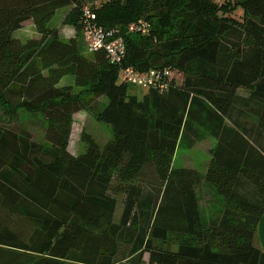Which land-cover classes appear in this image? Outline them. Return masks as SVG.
<instances>
[{
  "label": "trees",
  "instance_id": "16d2710c",
  "mask_svg": "<svg viewBox=\"0 0 264 264\" xmlns=\"http://www.w3.org/2000/svg\"><path fill=\"white\" fill-rule=\"evenodd\" d=\"M73 3H0V264H144L145 254L147 264H264L254 245L264 213V0L102 2L96 20L120 26L122 66L173 73L166 91L140 99L103 51L85 53L77 35L48 26L69 5L63 21L80 31ZM28 19L39 37H14ZM139 19L148 33L125 32ZM65 75L73 82L58 86ZM21 108L40 114L42 137L11 119ZM81 110L111 137L100 146L84 132L85 150L73 155ZM206 136L217 141L204 175L173 166L178 147ZM201 181L218 198L207 219Z\"/></svg>",
  "mask_w": 264,
  "mask_h": 264
},
{
  "label": "rangeland",
  "instance_id": "374dc122",
  "mask_svg": "<svg viewBox=\"0 0 264 264\" xmlns=\"http://www.w3.org/2000/svg\"><path fill=\"white\" fill-rule=\"evenodd\" d=\"M237 12H241V11L238 9ZM65 17L66 16H64L63 19H65ZM58 24L61 26L60 31L58 30L59 32L58 35L61 36V38L63 39H65L70 33L77 35L80 40L82 50L86 53V47L83 40V33L81 32V29L79 31L74 25L64 21L61 23L59 21ZM247 44H250L249 39L247 40ZM178 78L180 79V76H178ZM74 91L78 92L80 90L74 87ZM147 91H148L147 89L141 88L139 86H135L132 84L127 85L128 94L134 95L138 99L142 98L147 93ZM241 93L244 94L242 91ZM103 99H104L103 101L105 102L106 99L105 98ZM3 109L0 108L1 113L3 112ZM15 113H16L15 118L13 117L11 119L18 122V124L20 125L28 127L36 135H39L41 133L40 128L42 127V121H41L42 118L38 114H34V113L32 114L22 109H17ZM84 132L90 134L100 146H102L111 137V130L109 126L103 122L97 121L92 113H89L86 110H81L74 113L72 119V130H71L69 148L74 152H78V154L84 152L85 150V144L81 139L82 134ZM206 158L207 155L205 151V146H197L196 148L190 151L181 147L175 153V156L173 158V166L180 167L183 166V164L190 162V164L193 163L197 168L202 169V167L206 162ZM199 197H200L199 202H200L201 215L203 219H207L212 209L216 205H218V198L214 194L209 192H205V193L200 192ZM120 211L121 209L119 210V206H118L115 213H120ZM0 213L4 217V210H0ZM254 245L260 249L256 232L254 235ZM171 248L173 249L174 246H171ZM143 260H144L143 263L147 264L148 261L147 254L144 255ZM122 264H130V263L125 262Z\"/></svg>",
  "mask_w": 264,
  "mask_h": 264
},
{
  "label": "built area",
  "instance_id": "2783aa9c",
  "mask_svg": "<svg viewBox=\"0 0 264 264\" xmlns=\"http://www.w3.org/2000/svg\"><path fill=\"white\" fill-rule=\"evenodd\" d=\"M106 0H80L72 7L80 6L79 26L83 33L86 51L93 53L103 51L111 65L118 66L117 78L125 84H132L144 89H153L162 93L167 90L172 78L169 68H150L138 71L131 66H122L125 57V44L120 26L104 27L96 20L95 9ZM150 25L139 19L126 26L125 32L148 33Z\"/></svg>",
  "mask_w": 264,
  "mask_h": 264
},
{
  "label": "crops",
  "instance_id": "0c3cea01",
  "mask_svg": "<svg viewBox=\"0 0 264 264\" xmlns=\"http://www.w3.org/2000/svg\"><path fill=\"white\" fill-rule=\"evenodd\" d=\"M28 1L30 3L36 5V4H40V3H43V2H46V1H49V0H0V3L2 5H4V2L8 3V4L18 3L21 6H25ZM69 10H70V6L69 5L57 8L55 10L54 15L52 16V18L48 22V26L50 28L57 29V31L58 30L60 31V27L61 26L58 24V22L59 21H60V23L63 22L62 20H64L63 18H64V16H66V14H67V12ZM12 34H13L14 37L19 38L21 40H25V39H28V38H38L39 37V34L36 32V29H35V26H34V23H33L32 19H28V20H25L24 22H22L21 27L18 28L17 30H15ZM58 34H59V32H58ZM73 36H74V34L70 33L65 39H69V38H71ZM43 74L45 75L46 72L44 71ZM72 82H73L72 76L71 75H65L62 78H60V80L58 82V86L59 85H70ZM22 110H24V109H22ZM31 113L33 114V112H31ZM38 115L40 116V114H38ZM72 119H73V116H72ZM41 121H42V127L40 128L41 133L39 135H37V136H41L42 137L44 122H43V120H41ZM226 123H228V125L230 124L228 120H226ZM17 124H18V122H17ZM22 127L26 128L27 130L32 132L28 127H25L23 125H22ZM71 130H72V124H71ZM32 133H34V132H32ZM70 137H71V133H70ZM70 137H69V144H70ZM216 141L217 140H216L215 137L206 136L204 139H202V140H200L198 142H195L191 148L186 149V150L190 151V150L196 148L197 146H205V151H206L207 158H206V162H205L204 166L202 167V169L197 168L195 166V164H193V163L190 164V162H187L186 164H183V166H180V167L192 168V169L197 170L201 175H204V173L207 170V167H208V164H209V161H210V157H211L209 151H210L211 148L214 147V145L216 144ZM69 144H68V151L71 154H73V155H77L78 152L72 151L69 148ZM179 149H180V147H178L176 149V151H178ZM174 156H175V154H174ZM172 164H173V162H172ZM200 192H204V193L205 192H209V193H212V194L215 195V191L213 190V188L209 184L205 183L204 181H201L197 185L196 193H197V197H198L199 200H200V197H199ZM118 206H119V210H120L121 209L120 201L117 202L116 208H115V211H114V215H113V219H114L115 222H118L119 217H120V213H115ZM3 210H4V208H3ZM1 216H3V215H1ZM3 222H4V220H3ZM256 234H257V239H258V243H259L260 249H261V251H264V213H262V215H261V217H260V219L258 221L257 228H256Z\"/></svg>",
  "mask_w": 264,
  "mask_h": 264
}]
</instances>
